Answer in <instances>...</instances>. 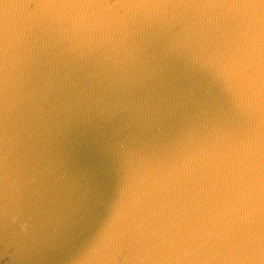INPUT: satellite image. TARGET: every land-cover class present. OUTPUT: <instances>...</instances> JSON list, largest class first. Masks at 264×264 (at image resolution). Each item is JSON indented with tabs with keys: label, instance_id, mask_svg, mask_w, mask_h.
I'll return each mask as SVG.
<instances>
[{
	"label": "water",
	"instance_id": "95a60500",
	"mask_svg": "<svg viewBox=\"0 0 264 264\" xmlns=\"http://www.w3.org/2000/svg\"><path fill=\"white\" fill-rule=\"evenodd\" d=\"M262 149L264 0H0V264H264Z\"/></svg>",
	"mask_w": 264,
	"mask_h": 264
},
{
	"label": "snow or ice",
	"instance_id": "6c2138e0",
	"mask_svg": "<svg viewBox=\"0 0 264 264\" xmlns=\"http://www.w3.org/2000/svg\"><path fill=\"white\" fill-rule=\"evenodd\" d=\"M260 167H261V183L264 185V149H262L261 152V160H260ZM262 214H264V205H262ZM260 246H261V251L264 252V230L261 231L260 235ZM243 245H237L234 249L233 252H239L242 250ZM179 264V262H177ZM187 264H212L210 261H188ZM215 264H247L246 261H240V260H224V261H217Z\"/></svg>",
	"mask_w": 264,
	"mask_h": 264
}]
</instances>
